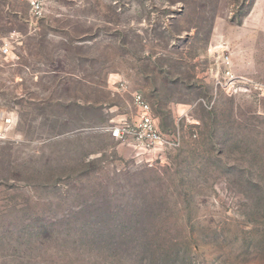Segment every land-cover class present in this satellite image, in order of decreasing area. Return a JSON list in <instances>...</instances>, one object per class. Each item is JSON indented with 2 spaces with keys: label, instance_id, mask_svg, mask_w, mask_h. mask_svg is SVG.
<instances>
[{
  "label": "rangeland",
  "instance_id": "374dc122",
  "mask_svg": "<svg viewBox=\"0 0 264 264\" xmlns=\"http://www.w3.org/2000/svg\"><path fill=\"white\" fill-rule=\"evenodd\" d=\"M2 47L0 264H264V0H0Z\"/></svg>",
  "mask_w": 264,
  "mask_h": 264
},
{
  "label": "built area",
  "instance_id": "2783aa9c",
  "mask_svg": "<svg viewBox=\"0 0 264 264\" xmlns=\"http://www.w3.org/2000/svg\"><path fill=\"white\" fill-rule=\"evenodd\" d=\"M29 5L30 14L34 19L42 16L44 0H21ZM0 54L7 55L8 49L2 47ZM120 87L127 90L125 83H121ZM131 96L132 106L135 111L136 122L129 130L127 123L119 124L112 130V136L115 139L121 140L124 138H131L137 145L142 148L162 146L164 143L163 136L158 130L156 120L152 113V109L143 95L139 91L128 92ZM8 123V120H6Z\"/></svg>",
  "mask_w": 264,
  "mask_h": 264
},
{
  "label": "crops",
  "instance_id": "0c3cea01",
  "mask_svg": "<svg viewBox=\"0 0 264 264\" xmlns=\"http://www.w3.org/2000/svg\"><path fill=\"white\" fill-rule=\"evenodd\" d=\"M119 79H117L116 81H113L111 84L113 85V86H116L115 84H116V82L118 81Z\"/></svg>",
  "mask_w": 264,
  "mask_h": 264
}]
</instances>
